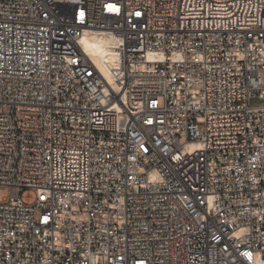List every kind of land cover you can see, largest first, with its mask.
Returning a JSON list of instances; mask_svg holds the SVG:
<instances>
[{"label": "built area", "instance_id": "2783aa9c", "mask_svg": "<svg viewBox=\"0 0 264 264\" xmlns=\"http://www.w3.org/2000/svg\"><path fill=\"white\" fill-rule=\"evenodd\" d=\"M254 96L264 0H0V264H264Z\"/></svg>", "mask_w": 264, "mask_h": 264}, {"label": "bare ground", "instance_id": "6f19581e", "mask_svg": "<svg viewBox=\"0 0 264 264\" xmlns=\"http://www.w3.org/2000/svg\"><path fill=\"white\" fill-rule=\"evenodd\" d=\"M85 49L96 56L98 60H110L112 51L107 47L109 39L96 34L85 36L83 39ZM149 57H153L149 55Z\"/></svg>", "mask_w": 264, "mask_h": 264}, {"label": "rangeland", "instance_id": "374dc122", "mask_svg": "<svg viewBox=\"0 0 264 264\" xmlns=\"http://www.w3.org/2000/svg\"><path fill=\"white\" fill-rule=\"evenodd\" d=\"M264 104V99H261L257 96L251 97L249 99V105L250 106H259ZM28 194H33V191L28 190V189H23L22 190V195L26 196ZM11 195V188L8 186H0V201L2 199H5L6 197Z\"/></svg>", "mask_w": 264, "mask_h": 264}]
</instances>
